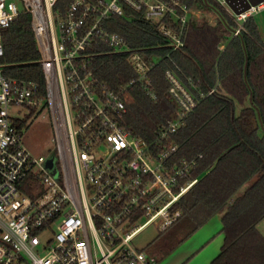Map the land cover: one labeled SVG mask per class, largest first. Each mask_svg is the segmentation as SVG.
Returning a JSON list of instances; mask_svg holds the SVG:
<instances>
[{
  "label": "built area",
  "instance_id": "1",
  "mask_svg": "<svg viewBox=\"0 0 264 264\" xmlns=\"http://www.w3.org/2000/svg\"><path fill=\"white\" fill-rule=\"evenodd\" d=\"M263 7L264 0L239 14L229 9L238 24L233 34ZM127 10L149 21L171 51L183 47L186 24L198 13L180 0H0V264H156L131 240L151 223L162 232L181 216L170 207L196 182L179 184L194 162L168 167L177 145L154 151L124 128L121 94L89 69L96 48L125 53L135 81L154 96L149 72L155 62L104 24L114 15L131 20ZM21 12L31 17L44 88L6 75L9 65L1 61L2 32ZM166 78L178 110L157 128L158 141L173 134L205 96L190 77L185 84L168 70ZM15 107L27 113L47 109L53 155L37 156L26 148L22 126L28 114L17 125Z\"/></svg>",
  "mask_w": 264,
  "mask_h": 264
},
{
  "label": "trees",
  "instance_id": "2",
  "mask_svg": "<svg viewBox=\"0 0 264 264\" xmlns=\"http://www.w3.org/2000/svg\"><path fill=\"white\" fill-rule=\"evenodd\" d=\"M180 1L188 8L214 13L216 19L211 23L204 16H191L184 45L177 50L171 51L140 13L127 10L131 20L116 15L104 20L110 31L118 32L130 46L143 48L144 56L155 62L149 72L154 96L135 81L137 74L125 53L99 47L88 62L97 80L121 94L126 107L120 118L124 128L151 144L154 151L176 144V152L166 161L168 167L184 160L194 162L179 184L196 182L170 207L171 212L181 210V216L159 232L146 252L154 257L167 255L212 215L221 213L224 243L211 264H264V237L257 230L264 218V134L258 136L252 121L258 111L264 129V55H258L264 54V47L251 16L230 38L238 24L218 2ZM221 41H228L223 50L218 48ZM2 42L1 61L9 65L5 74L34 80L44 88L41 67L35 62L40 54L29 13H19L3 30ZM168 70L185 84L190 77L205 96L198 97L192 90L198 97L196 106L173 134L158 141L157 128L178 110L168 92ZM210 88L214 91L206 94ZM248 95L251 107L236 114V105L243 104Z\"/></svg>",
  "mask_w": 264,
  "mask_h": 264
},
{
  "label": "crops",
  "instance_id": "3",
  "mask_svg": "<svg viewBox=\"0 0 264 264\" xmlns=\"http://www.w3.org/2000/svg\"><path fill=\"white\" fill-rule=\"evenodd\" d=\"M201 11H198L196 15H193L194 18L198 17ZM210 13V12H208ZM230 14V12H228ZM215 22L216 15L212 13ZM231 15V14H230ZM255 23V22H254ZM243 25V23H242ZM256 25V24H255ZM259 34V43L264 47V41L262 35L256 25ZM232 31L230 38L235 36ZM228 41H221L218 45L220 50H223ZM264 55V54H258ZM258 59V65H260V60ZM251 107V95H248L243 104H237L235 111L236 114L243 107ZM253 123L257 128L258 136L264 134V129L261 123V119L258 111L255 112V117L253 118ZM264 218H262L257 223V230L264 237ZM263 224V225H262ZM222 214L216 213L212 215L206 222H204L199 228H197L193 233H191L187 238L180 242L170 253L160 257L156 264H211L212 260L219 254L221 247L224 243V232L222 230Z\"/></svg>",
  "mask_w": 264,
  "mask_h": 264
},
{
  "label": "rangeland",
  "instance_id": "4",
  "mask_svg": "<svg viewBox=\"0 0 264 264\" xmlns=\"http://www.w3.org/2000/svg\"><path fill=\"white\" fill-rule=\"evenodd\" d=\"M19 9H22V4H18ZM227 12H230L226 5L222 6ZM198 17L204 16L209 22H213L212 13H200ZM252 19L257 25L263 41H264V7L257 10L252 14ZM26 108L15 107L12 108L11 115L14 118V122L19 125V116L28 114L26 116V121L24 126H22L23 132V142L26 148L34 155L51 156L55 153V144L52 141L55 133L53 130V125L51 117L47 109H42L40 111L31 109L27 113ZM264 224V222H263ZM262 224V225H263ZM159 235L156 224L151 223L142 229L134 238L131 240V244L134 248L138 250H147L148 244ZM156 263L160 257H155ZM163 258V257H162Z\"/></svg>",
  "mask_w": 264,
  "mask_h": 264
},
{
  "label": "water",
  "instance_id": "5",
  "mask_svg": "<svg viewBox=\"0 0 264 264\" xmlns=\"http://www.w3.org/2000/svg\"><path fill=\"white\" fill-rule=\"evenodd\" d=\"M262 0H225L227 7L235 14L246 11L251 5H257ZM53 160L50 159L47 162L48 166H51Z\"/></svg>",
  "mask_w": 264,
  "mask_h": 264
}]
</instances>
